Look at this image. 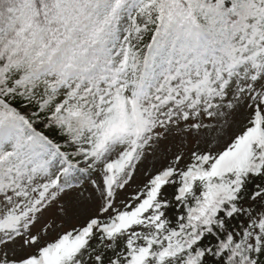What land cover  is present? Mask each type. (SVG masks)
Returning a JSON list of instances; mask_svg holds the SVG:
<instances>
[{
    "label": "snow or ice",
    "instance_id": "snow-or-ice-1",
    "mask_svg": "<svg viewBox=\"0 0 264 264\" xmlns=\"http://www.w3.org/2000/svg\"><path fill=\"white\" fill-rule=\"evenodd\" d=\"M0 264H264V0H0Z\"/></svg>",
    "mask_w": 264,
    "mask_h": 264
}]
</instances>
